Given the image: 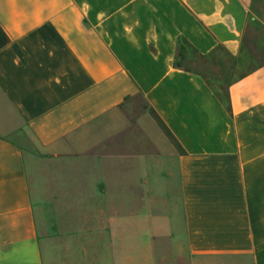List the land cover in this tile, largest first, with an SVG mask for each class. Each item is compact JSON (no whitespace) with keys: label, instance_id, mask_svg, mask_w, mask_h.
<instances>
[{"label":"crops","instance_id":"crops-1","mask_svg":"<svg viewBox=\"0 0 264 264\" xmlns=\"http://www.w3.org/2000/svg\"><path fill=\"white\" fill-rule=\"evenodd\" d=\"M260 31L264 0H0V264H45L27 154L62 158L63 203L110 215L111 264H132L134 159L111 114L136 96L175 145L144 154L143 208L181 217L190 264H264V64L226 99L173 66L182 39L240 61Z\"/></svg>","mask_w":264,"mask_h":264},{"label":"rangeland","instance_id":"rangeland-1","mask_svg":"<svg viewBox=\"0 0 264 264\" xmlns=\"http://www.w3.org/2000/svg\"><path fill=\"white\" fill-rule=\"evenodd\" d=\"M260 32L264 35V31ZM250 38L252 41V38H257V34H251ZM183 49L187 53L183 66L200 72L222 99H226L227 88L232 83L264 64V47L258 49L254 44L246 45L249 56L240 61L222 52L211 58H200L193 56L186 46H183ZM111 121L112 127L117 129L116 143L119 152L132 153L134 159V192L138 202L134 205L132 230L128 231L133 246L132 264H190V259L184 251L185 245L182 243L184 233L181 217L175 215V219L172 215H164L163 211L167 210V207L163 204V199L159 200L157 196L154 197L153 203L144 205V208L139 202L142 188L138 187L142 181L141 164L142 159L146 158L144 154L148 151L158 152L160 155L154 158H168L175 146L173 139L140 96L130 99L112 113ZM26 156L44 263L111 264L109 245L112 238L107 229L110 215H93L95 205L92 204L63 203L65 198L62 194L71 190L63 188L61 182V157L37 154ZM156 166L155 171L165 170L163 164ZM152 176L156 177L151 174ZM149 209L151 215L143 214ZM169 232L174 234V237H166L165 233L168 235ZM114 234L117 241L121 236L125 237L124 232L121 235L120 230Z\"/></svg>","mask_w":264,"mask_h":264},{"label":"trees","instance_id":"trees-1","mask_svg":"<svg viewBox=\"0 0 264 264\" xmlns=\"http://www.w3.org/2000/svg\"><path fill=\"white\" fill-rule=\"evenodd\" d=\"M183 46H186L187 48H189L193 56H198V57H200V58H205V57H207V58H211V57H212V56H203V55L199 54V53H198L193 47H191V46L188 44V42H187L186 40L182 39V40H180V41L178 42L177 50H179V52L177 53V50H176V52H175V57H174V59H173V66H174L175 68L182 69V70L187 71V72H193V73H196V74L200 75L202 78L205 79V77H203V75L200 74V72L195 71V70H190L189 68H186V67L183 66L182 63H183L185 60H187V53H186L185 49H183ZM213 56H214V55H213ZM205 80H206V79H205Z\"/></svg>","mask_w":264,"mask_h":264}]
</instances>
